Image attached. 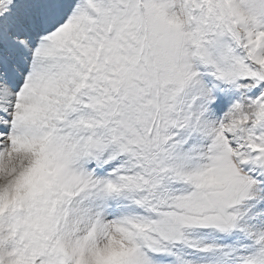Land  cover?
I'll list each match as a JSON object with an SVG mask.
<instances>
[{"label":"snow or ice","instance_id":"1","mask_svg":"<svg viewBox=\"0 0 264 264\" xmlns=\"http://www.w3.org/2000/svg\"><path fill=\"white\" fill-rule=\"evenodd\" d=\"M0 264H264V0H0Z\"/></svg>","mask_w":264,"mask_h":264}]
</instances>
